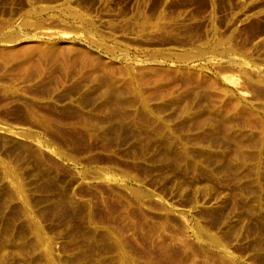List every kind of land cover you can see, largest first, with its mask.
<instances>
[{"label": "rangeland", "instance_id": "rangeland-1", "mask_svg": "<svg viewBox=\"0 0 264 264\" xmlns=\"http://www.w3.org/2000/svg\"><path fill=\"white\" fill-rule=\"evenodd\" d=\"M0 264H264V0H0Z\"/></svg>", "mask_w": 264, "mask_h": 264}]
</instances>
